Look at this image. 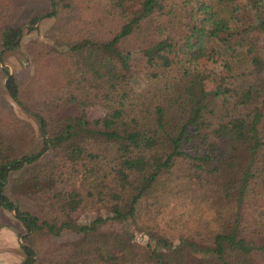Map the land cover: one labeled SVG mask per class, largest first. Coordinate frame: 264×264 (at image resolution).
Masks as SVG:
<instances>
[{"label": "trees", "instance_id": "obj_1", "mask_svg": "<svg viewBox=\"0 0 264 264\" xmlns=\"http://www.w3.org/2000/svg\"><path fill=\"white\" fill-rule=\"evenodd\" d=\"M48 1L26 20L53 18L25 47L26 82L1 67L42 143L19 150L8 135L31 127L0 110V207L19 238H78L39 254L22 243L20 264H264V0ZM11 4L0 0V64L22 36Z\"/></svg>", "mask_w": 264, "mask_h": 264}, {"label": "rangeland", "instance_id": "obj_2", "mask_svg": "<svg viewBox=\"0 0 264 264\" xmlns=\"http://www.w3.org/2000/svg\"><path fill=\"white\" fill-rule=\"evenodd\" d=\"M11 16L13 17V24L18 25L21 29V41L20 46L18 48H14L8 50L3 53L2 59L3 62L0 64V110L8 111V107L12 110V113L17 117L21 118L23 121L27 122L31 131H27L26 135L28 138H24L22 135L17 134H9L8 138L12 140L16 147L24 153H30L38 150L41 147V138L36 131V123L33 117L29 114H26L17 105L7 96L5 90L3 88V73L1 71V67H7L8 71L12 73V75L20 82L24 84L26 82L27 77L32 72V66L29 62V58L25 53V47L31 40L43 41L46 42L47 39L44 37L45 32L50 27L53 22V18H40L35 24H28L27 18L32 14H37L49 9V1L48 0H11ZM2 24L0 23V29ZM85 52L90 54H97L103 57L105 65L109 72L114 73L117 69V64L111 60L109 57L102 54L97 48H85ZM201 66L203 68L217 67V64H212L209 60L202 61ZM208 87L209 83H207ZM94 115L99 114V111L95 110L93 112ZM48 153L46 152L42 155L41 160H44L47 157ZM9 190V189H8ZM18 200V204L21 209H29L30 202L27 199H24L20 196H15ZM8 212H11L7 210ZM13 215V212H11ZM94 211H86L81 213L78 216V223H85L92 219L94 216ZM14 216V215H13ZM10 220L9 218H7ZM14 219H16L14 217ZM18 220H15V223ZM102 229L111 230L114 229L119 231L121 234H125L126 230L131 234L130 238L134 244H136L139 248L145 249L148 243L152 246V241L148 239L146 234L139 232L138 230L133 229L131 224H121V223H105L101 227ZM24 233V231H22ZM18 233H16V239L13 244H2L0 243V262H6V264H18L20 263L23 254L20 249V244L28 243L37 254H39L43 249L50 245H56L60 242L64 241H72L78 238V235L71 231H63L60 235L54 236L45 232L44 230H39L33 232L29 235L28 240L18 238ZM127 234V232H126ZM36 254V255H37ZM161 261H163L161 259Z\"/></svg>", "mask_w": 264, "mask_h": 264}, {"label": "crops", "instance_id": "obj_3", "mask_svg": "<svg viewBox=\"0 0 264 264\" xmlns=\"http://www.w3.org/2000/svg\"><path fill=\"white\" fill-rule=\"evenodd\" d=\"M9 216L10 220L7 219ZM15 220L16 219H14L11 212H8L7 209L0 207V243L13 244L16 239V233L23 234L22 231L24 230L21 223L19 221L15 223ZM0 264H6V262H0Z\"/></svg>", "mask_w": 264, "mask_h": 264}, {"label": "water", "instance_id": "obj_4", "mask_svg": "<svg viewBox=\"0 0 264 264\" xmlns=\"http://www.w3.org/2000/svg\"><path fill=\"white\" fill-rule=\"evenodd\" d=\"M14 203V205H16V202H13Z\"/></svg>", "mask_w": 264, "mask_h": 264}, {"label": "flooded vegetation", "instance_id": "obj_5", "mask_svg": "<svg viewBox=\"0 0 264 264\" xmlns=\"http://www.w3.org/2000/svg\"><path fill=\"white\" fill-rule=\"evenodd\" d=\"M12 212V211H11ZM13 215H14V213H13ZM15 217V216H14ZM19 238V237H18Z\"/></svg>", "mask_w": 264, "mask_h": 264}]
</instances>
